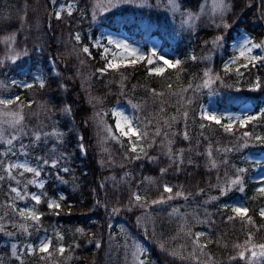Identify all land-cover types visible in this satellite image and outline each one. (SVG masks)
Segmentation results:
<instances>
[{
    "label": "trees",
    "instance_id": "obj_1",
    "mask_svg": "<svg viewBox=\"0 0 264 264\" xmlns=\"http://www.w3.org/2000/svg\"><path fill=\"white\" fill-rule=\"evenodd\" d=\"M66 1L89 5L90 0ZM204 1L179 0L182 12L199 13L188 27L178 23L181 14H176L171 26H164L156 21L159 15L155 18L153 10L147 9L151 15L141 11L134 23L126 13L111 17L107 24L117 31L124 27L134 32L142 19L138 34L148 36L157 30L174 47L178 66L151 74L154 63L147 59L133 67L103 71L104 63L94 59L98 56L85 53L83 44L74 39L81 32L86 42L90 30L77 15L56 18L50 0H0V37L15 34V47L22 52L15 62L0 64V79L19 76L20 69L30 67L42 69L45 80L43 87L4 84L2 90L10 88L24 101H32L31 106L21 108L23 122L15 128L20 133L15 142L25 133L35 164L50 175L38 205L40 222L35 225L23 223L15 205L8 206L14 198L9 185L17 182L23 187V176L12 172L7 181L0 179V258L4 264H137L129 255L109 248L106 235L111 216L127 223L134 236L150 247V259L144 264H198L187 257L194 250L199 254L194 244L199 231L205 235L198 243L206 245L203 251L207 253L199 264H244L239 258L232 259L241 250L236 246L264 243V217L260 215L264 196L254 197L264 180L254 179L251 164L264 153V147L244 136L264 120V112L260 113L264 62L256 68L261 88L254 93L246 82L236 85L232 77H224L218 65L230 56L228 42L240 28L264 44V0H230V10L222 21L201 13L207 9ZM92 30L98 32L96 27ZM219 36L224 42L214 46ZM50 61L56 74L51 73ZM206 71L211 72L210 77H205ZM211 92L217 93L219 106L231 110L251 102L259 118L247 128L231 132L225 131L223 123L201 119L198 109ZM118 103L131 105L141 133L148 132L139 159L134 158L109 114ZM30 110L36 111L30 114ZM38 111L43 114L34 116ZM157 129L159 136L155 135ZM52 160L58 165L44 163ZM63 166L66 172L61 171ZM238 176L242 184L231 185ZM165 185L172 193L164 191ZM58 190L67 200L60 201L59 210L49 208L44 198L59 197ZM136 191L139 202L133 196ZM177 192L183 195L177 197ZM169 195L173 199L168 200ZM162 197L165 202L153 203ZM235 203L247 206L245 220L250 218V224L234 214L231 206ZM173 209L178 212L174 214ZM41 238L51 241L50 256L29 252L28 245ZM60 246L65 249L63 254L57 251Z\"/></svg>",
    "mask_w": 264,
    "mask_h": 264
},
{
    "label": "rangeland",
    "instance_id": "obj_2",
    "mask_svg": "<svg viewBox=\"0 0 264 264\" xmlns=\"http://www.w3.org/2000/svg\"><path fill=\"white\" fill-rule=\"evenodd\" d=\"M164 0H154V3H151L150 0H112L111 3H109V0H90L89 5H81L77 1H66V0H50L51 3V12L52 14L57 18V16L61 17L64 15H77L81 20L82 23L85 25L86 29H89V35L88 39L85 42L83 40V36L81 32L75 33L74 39L78 43H82V49L84 47H88L89 49V55L96 54L98 56L95 57L96 61H102L105 65V70H118L124 67H133L140 62H142L145 58L149 61L151 60V54L153 52L156 53V59L159 56H163L165 59L171 60L173 64L176 63L178 60V56L175 53V51L172 49V47L169 46V44H166L160 35L154 33L150 36L148 43L149 48H145V42L144 37H141L137 33H132L130 31L125 30L124 28H121L120 31H115L108 27L106 24L108 21H111L109 19V15H112L111 13H127L130 14L129 20L130 21H136L137 17L141 14V11H145L147 9L148 11L153 10V14L156 18L157 15L159 20L162 22L164 26H171L176 19V14L180 13H174L172 11H169L164 4L162 5L161 2ZM205 2V1H204ZM214 3V0H207L205 2L206 10L201 11L203 14H207L210 16V13L212 11V5ZM70 9V14H69ZM136 9V10H134ZM182 12V11H181ZM229 12V11H228ZM227 12V13H228ZM226 13V14H227ZM164 19H167L164 23ZM163 20V21H162ZM178 23L183 24L185 27H188L192 24V22L189 24L186 22L185 17H181L177 19ZM140 27L142 28L143 20L139 19ZM94 27L98 28V33H94L92 30ZM136 30H139V26L136 27ZM79 36L80 39L77 40L75 37ZM234 38L228 42V50L231 52V56L225 58L223 61L219 62L218 65L221 66V69L223 71L224 77H232L234 84L241 85L244 82H246L247 89L250 90V92H258L261 88V78L256 76V68L263 64L264 61L257 62L255 67H253L251 64L247 68L242 67L246 61H244L242 58L238 59L235 64H229L230 60L238 55L237 48L242 44L243 40L245 38H250L253 43L260 44L259 41H256L251 34L248 32H245L242 28L239 29L238 32H234ZM109 41H113L114 43H109ZM16 43V36L15 34H4L2 37H0V45H1V51H0V64H6L13 63L16 61V59L22 54L21 51L17 50L15 47ZM100 45L98 47L97 45ZM117 44H126L129 46L130 49H136L138 53L143 54L144 59L138 60L136 63H131L135 57L127 54L123 48L116 47ZM108 49L107 59L104 58L105 53L104 49ZM261 54L260 49H254L253 55ZM116 58L118 62L121 63V66L118 69H112L107 68V63L109 60ZM121 58H123L121 60ZM51 59V58H50ZM159 60V59H158ZM152 61V60H151ZM160 63H156L154 66L155 68L152 70V72H155L156 68L162 67L165 71L166 68H173L169 67L168 65H165L163 63V60H159ZM48 66H53V63L50 61L48 63ZM177 66V65H176ZM175 66V67H176ZM228 66L229 70L225 71V67ZM252 67L254 71H250L249 68ZM237 69H239V74L237 73ZM163 71V72H164ZM52 74H56V71L54 69V66L51 70ZM253 79H251V77ZM44 73L43 70L40 68L32 69V68H26L21 70V76H8L5 79H0V99H12L15 100L16 97H18L15 94H10L9 90H2L4 88V84L6 83H15L23 88L27 87V85H33L34 83H38L41 85V83L44 84ZM257 82H259V87H257ZM217 94L216 92H211L209 96L207 97L206 101L204 103H201L199 109H198V115L200 118L204 119L203 116L206 114H214L217 117L221 118V122H223L225 125H228L229 123L232 125L233 128H245L247 127L251 122H248L241 126V119L247 117V116H259L255 115L253 113L254 111V105L251 102L245 103L239 110L233 111L228 107H220L217 103ZM262 102V108L261 112H264V96L261 97ZM18 101V100H16ZM11 104L8 108H5L4 106L0 105V129L4 131V128L9 127L6 123H3V121L7 120L8 117L4 115L5 112H15L13 110V105L17 104V102ZM30 101L26 102V104H29ZM30 106V105H28ZM38 110H41L40 108H37ZM36 109V110H37ZM36 110L32 111L30 110V114L34 113ZM110 113L112 117L115 120V125L119 121L122 125L124 124L123 119L117 115V113H123V115L127 116L130 120H132L133 124L138 127V120L137 116L134 112V109L131 105L127 103L117 104L116 106L112 107L110 110ZM43 114V112L38 111L37 117H40ZM66 117V116H64ZM105 114H103V119L105 120ZM229 117H232L233 119L229 120ZM206 121H209L207 119H204ZM214 122V121H209ZM139 128V127H138ZM125 131H127V127L125 126ZM119 132V131H118ZM249 133L250 136H248L250 139H252V142L254 145L262 146L264 147V142L256 140L255 137H264V120L256 123L254 126H252L250 131H245V133ZM5 134V132H3ZM120 134V133H119ZM121 135V134H120ZM122 136V135H121ZM124 137V136H122ZM128 139V142L130 144V147L133 143H137L136 136H132L131 140H129L128 137H125ZM143 140H141L137 144V152H135L136 156L140 155L142 152L140 151V148L143 147L145 149V145L141 143ZM81 148L82 145L80 146ZM2 148L5 151H0V163L3 164L4 171H0V177H6L8 176L12 170H16L19 174L25 175L29 174L25 177H23V181L26 183V187L21 190L18 186H13V188H16L21 196L24 197V199L17 198V195L15 193L16 197V208L19 210V213L21 210H24L26 215L29 210H37V203L31 199L32 195L40 196V189H42L47 182V175H44L42 172H40V176L36 177L33 173L30 172H24L21 168L13 167L10 171L8 170V165H17V164H23L25 162L28 163L30 167L36 168L35 165H33L29 153L20 146H12V151H7V145L2 146ZM82 156L83 149H82ZM53 162L50 163L52 165ZM251 164L255 166V172H254V179L256 180H264V153L261 154L259 157H257L256 161H251ZM30 180H35L37 183H28ZM42 183L43 187H39V184ZM36 186L39 191H33V187ZM264 187V184L259 185V187L256 190V193L254 194V197L260 198L264 196V193L260 192V188ZM61 197L63 199L66 198V195L63 193H60ZM136 195H139V192H135ZM41 199V198H40ZM55 199H50L49 201L52 202ZM42 201V199H41ZM8 206L11 205L8 203ZM233 206H241L246 207L245 204L241 203H235L231 206V209ZM264 209V208H263ZM236 215V214H235ZM21 216V215H20ZM23 223H32V220L23 218ZM42 242V241H40ZM40 242L37 245H30L29 246V252H32L31 249H34L39 246ZM108 245L109 248L115 252L119 253L121 255H129L135 263L139 264V260H143L144 263L148 262L150 259V247L145 243L143 240H139L134 236L131 229L127 224L124 222H121L117 220V218H112L111 223L109 225V235H108ZM140 252V256L137 257L136 253ZM0 264H4L2 262V259L0 258Z\"/></svg>",
    "mask_w": 264,
    "mask_h": 264
},
{
    "label": "snow or ice",
    "instance_id": "obj_3",
    "mask_svg": "<svg viewBox=\"0 0 264 264\" xmlns=\"http://www.w3.org/2000/svg\"><path fill=\"white\" fill-rule=\"evenodd\" d=\"M112 0H109V3H111ZM164 6L169 10L172 11L174 13H180L182 16L185 17L186 22H188L189 24L193 21H195L196 19L199 18V13H192V12H181V4L179 3V0H164ZM230 0H214V3L212 5V11L210 13V17L213 19V21L215 20L216 17H219L220 20L222 21L224 16L226 15V13L230 10ZM69 14H70V9H69ZM57 18H59V16H57ZM216 27H221L220 24H216ZM224 28L229 27L227 24H223ZM77 40L80 39V37L77 35L75 37ZM224 42V37L223 36H219L217 37L214 42L213 45L214 46H221ZM109 43H114L113 41H109ZM98 47H100V45H97ZM116 47L118 48H123L125 50V52L133 57H135V59H133L131 61V63H136L138 60H142L144 59L143 54L138 53V51L136 49H130L128 45L126 44H117ZM254 49H260L261 50V54H257V55H253V50ZM83 51L85 53H89V49L88 47H84ZM237 52L238 55L233 57L229 64H235L237 62L238 59H243L244 61H246V63H244L242 65V67L247 68L249 66V64H251L253 67H255L257 62L260 61H264V44H256L253 43V41L250 38H245L242 42V44L237 48ZM104 53L105 56L104 58L107 59V53H108V49L105 48L104 49ZM90 54V53H89ZM151 55L156 56V53L153 52ZM159 60H163V63L165 65H168L169 67H175L177 64L180 63V61H176L175 64L172 63L171 60L165 59L163 56H159L157 57ZM193 59H195V57H192ZM123 58H121L122 60ZM148 63H152L151 60L148 61ZM121 66V63L118 62V60L114 57L113 59L109 60L107 63V68H112V69H118ZM229 68L228 66L225 67V71H228ZM155 71L157 72V74L162 73L164 71V69L162 67L160 68H156ZM237 73L239 74V69H237ZM205 77H210L211 76V72L210 71H206L205 72ZM32 85H27V87H31ZM205 87L208 86V82L206 81L204 84ZM41 87H43V83H41ZM257 87H259V82H257ZM16 100H19V97H16L15 100L12 99H0V105L4 106L5 108H8L11 104L15 103ZM65 111L69 112L71 111L70 108H66ZM4 115L6 117H8L7 120L3 121V123H6L9 127L12 128H16L18 125H22L23 122V115L22 114H18L16 112H5ZM118 116H120L123 121L124 124L122 125L119 121L116 124V128L119 131V133L124 136V137H128L129 140H131L132 136H136L137 138V143H133L130 147V151L135 153L137 152V144L141 141L144 140L148 137V132L144 131L143 133H141V131L139 130V128L133 124L132 120H130L127 116L123 115V113H117ZM262 115H264V113H262ZM204 119H207L209 121H214L217 124H220L221 122V118L217 117L214 114H206L203 116ZM258 116H247L243 119H241V126H243L244 124L251 122L253 120L258 119ZM233 119L232 117H229V120ZM125 126L127 127V131H125ZM225 128V131L231 132L232 130V125L229 123L228 125H224L223 126ZM105 131L108 132L111 136L112 139L116 140L118 143L120 142V140L115 136V134L111 133V129L109 128H105ZM52 135L54 136H58L57 133L53 132ZM155 135L159 136L160 135V131L157 129V131L155 132ZM244 136L248 137L250 136L249 133H244ZM185 138H187V135L185 134ZM16 137L12 136L11 138H8L5 140L4 134H3V130L0 129V144H5L7 145V151H12V144H13V140H15ZM36 140H39L40 137L36 136L35 137ZM82 139V137H81ZM256 140L262 141L264 142V137H255ZM151 146V145H149ZM140 151L143 153L144 152V148L141 147ZM209 155H211V152L209 151ZM135 159H139L140 156L137 155L136 157H134ZM45 164L48 163V161H44ZM53 167L56 166L55 162H53L52 164ZM213 166H215V164L213 163ZM13 167L16 168H21L23 169L24 172H30L33 173L34 176L39 177L40 176V170L38 168H33L30 167L28 165L27 162L23 163V164H17V165H8V170L10 171ZM66 170V169H65ZM239 172H244V169H239ZM22 174V173H21ZM242 178L241 177H237L236 179H232L230 181L231 185H240L242 184ZM28 183H37V181L35 180H30L28 181ZM39 187H43V184L40 183ZM242 191V189H239ZM260 192L264 193V187H261ZM13 192L16 193L17 198L19 199H24L23 196H21L20 192L16 189L13 188L12 189ZM164 191L167 193H172V188L165 185L164 186ZM222 194H226V190H222ZM183 193L177 192L176 196H182ZM135 201L139 202L141 200V197L139 195H136L135 193L133 194ZM187 197H185L186 199ZM31 199L34 200L37 204L41 203V199L40 196L37 195H32ZM61 199H63V197H61ZM168 200L173 199V196L169 195L167 197ZM215 199V197L213 198ZM164 198L162 197L160 200L157 201H153V203H163ZM49 208H56L58 209L60 207L59 203H56L55 201H52L50 203H48L47 205ZM138 206H143V205H138ZM117 211L116 209L113 210V212ZM232 211L236 214L237 217H240L242 219V221H244L245 223H251L250 218L245 220V218L248 216V209L246 207H241V206H233L232 207ZM178 210L177 209H173V213H177ZM20 215L21 217H25L26 219L32 220V221H39L40 216L37 215L35 213L34 210H29L27 215L25 213L24 210L20 211ZM260 215L261 217H264V209H261L260 211ZM231 219V218H230ZM205 235V233H198L196 234V240L194 241V244L196 246V249L198 250L199 254L197 255V251H193V253L190 254L189 257H187L188 259H195L198 261H200V257L201 256H207V253H205L203 251V249L206 247V245H201L198 243L199 237ZM51 246V241L49 240H44L42 242H40L39 246H38V251L40 253H46L49 254V256L51 255L49 253V248ZM237 248H241V250L238 252L237 256L232 257V259H237L239 258L240 260L244 261V264H264V243L262 244H258V245H252L251 247L248 248H243L240 245L236 246ZM161 248H163V245H161ZM258 249V251H257ZM31 251H36V249H31ZM57 251L60 254H63L65 249L63 246H60ZM140 252L136 253V256L139 257L140 256ZM210 259V257H209ZM139 264H144L143 260H139Z\"/></svg>",
    "mask_w": 264,
    "mask_h": 264
}]
</instances>
